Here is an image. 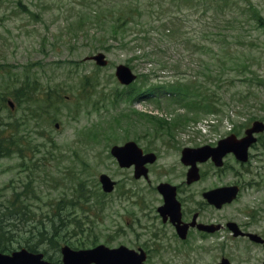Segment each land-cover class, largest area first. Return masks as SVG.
Returning <instances> with one entry per match:
<instances>
[{
	"label": "rangeland",
	"instance_id": "obj_1",
	"mask_svg": "<svg viewBox=\"0 0 264 264\" xmlns=\"http://www.w3.org/2000/svg\"><path fill=\"white\" fill-rule=\"evenodd\" d=\"M209 1L102 0L104 10L105 2L127 9L129 20L121 23L116 40L109 20L78 22L79 10L100 13L99 0H0V129L13 123L21 130L14 151L0 159V213H6L9 228L2 246L32 245L56 261L65 244L150 245L157 242L152 233L164 229L168 240L163 243L172 247L162 261L148 264H216L223 254L233 264H262L264 248L239 238H229V251L223 253L183 249L156 214L163 203L160 181L179 184L184 195L241 180L240 196L216 213L264 233V132L257 134L248 163L230 154L224 168L203 163L200 183H184L183 147L216 145L232 133L244 134L255 120L264 121V0H251L248 11L245 0H214L213 6ZM224 6L225 14L217 17L213 11ZM233 16L237 20L228 21ZM99 51L106 54V66L86 59ZM122 63L139 74L135 89L116 77ZM26 78L31 87L37 81L55 98L61 95L35 123L25 118L26 99L16 96ZM179 79L190 89L214 94L215 110L195 112L163 87L145 89ZM134 139L158 154L145 162L147 176H136L133 166L121 167L111 153L112 146ZM50 141L57 144L55 151ZM101 173L117 182L113 191H103Z\"/></svg>",
	"mask_w": 264,
	"mask_h": 264
},
{
	"label": "water",
	"instance_id": "obj_2",
	"mask_svg": "<svg viewBox=\"0 0 264 264\" xmlns=\"http://www.w3.org/2000/svg\"><path fill=\"white\" fill-rule=\"evenodd\" d=\"M99 65H106L107 60L104 53H98L93 56ZM117 77L122 83L129 84L135 78L131 68L125 64L117 66ZM58 125V124H57ZM264 130V123L262 121H255L253 125L246 130V136L241 139L231 135L227 138L221 139L217 147L204 146L200 148H185L183 150V161L185 163H192L193 168L190 169L188 181H193L198 178L197 168L195 164L198 160L204 161L209 156H212L217 165L222 164L223 156L233 151L241 160H247L248 147L256 140L253 135L255 132ZM112 153L118 158L122 166H130L136 164V176L142 173L146 175L145 162L153 161L155 157L152 155L143 156L141 150L137 147L135 142H128L125 147L113 146ZM148 157V158H147ZM100 181L105 191H112L115 182L103 173L100 175ZM159 189L165 196V204L159 208L161 214L167 217L169 214L173 222L180 221V203L175 199V188L170 184L163 183L159 185ZM208 198L217 204L226 201H231L237 195V187L229 186L212 190L208 194ZM232 224V223H231ZM237 231V225H233ZM178 231L181 236L185 235L186 227L178 225ZM238 233V231H237ZM254 239H259L258 235L251 234ZM264 241V240H263ZM64 264H90L96 262L98 264H143L144 253H138L126 246L118 248H110L104 244H100L90 249H72L69 245L62 247ZM0 264H55L51 261L43 259V253L31 252L26 248L15 252L13 255L0 253ZM221 264H229L227 260H223Z\"/></svg>",
	"mask_w": 264,
	"mask_h": 264
},
{
	"label": "flooded vegetation",
	"instance_id": "obj_3",
	"mask_svg": "<svg viewBox=\"0 0 264 264\" xmlns=\"http://www.w3.org/2000/svg\"><path fill=\"white\" fill-rule=\"evenodd\" d=\"M193 147H197V146H193ZM143 150L145 153L155 152L157 154V152L154 149H151L150 146L148 147L144 146ZM203 163H210L214 166L211 160H207L206 162H203ZM203 163L201 162L197 163L198 170H199V172L197 173L198 179L193 180V181H185L184 183H187L188 185L200 183L202 179V175H203L200 165ZM184 165L186 166L187 171H188V169L190 168L189 165H186L185 163ZM215 168L217 169V167ZM161 182L162 181H160V183ZM182 183L183 182H181L180 184ZM171 184L174 185V188L176 190L177 199L180 202L181 220L176 223H172L170 220L164 221L162 218L161 219H162V223L168 225L171 229L174 230L175 232L174 236L175 235L178 236L177 225H180L181 227H186L185 237L181 238L178 236V238H180V243L183 249L195 248L207 254L214 253L217 250L223 253L224 251H229L230 245L232 243L231 241L228 242L229 238L231 240H236V238H239L247 243H252L259 247L264 248V243L252 239L250 235V233H257L260 236L264 237V233L258 232L256 229H254L253 224H246L244 225V228H241V226L238 224L240 228L242 229V231H240L239 235H236L235 232L228 225V222H231L234 220H231V219L229 220L226 216L220 217L216 213L217 210L224 209L228 205L234 203L232 201V202L224 203L220 206H217L216 203L211 202L207 194L218 186H210L207 188H203L201 190H197L198 191L197 194H192L189 191V193H186L183 195L181 191L182 186H180L177 183H171ZM229 184L238 185L239 193H241L244 188V184L242 183L241 180L238 182H232ZM160 199L164 203V197L162 195ZM163 203L157 206V209H156L157 215H160L159 208L160 206L163 205ZM222 220H224V222H221ZM161 231L162 233H160ZM152 237H153V241L157 237V242H154L153 244H150V245H131V246L126 245L131 249H136V250L142 249L145 253L144 254L145 264H148L151 260H154L155 258L158 259L159 261H162V254L166 252L169 249V247H172L171 246L172 244L165 246L163 243L164 242L163 240H168L167 233H165L164 229L155 231L154 233H152ZM97 245L98 244L91 246L90 248L95 247ZM120 245H125V244H120ZM175 245H176V241H175ZM118 246H115V247H118ZM16 249H13V250L6 249L5 250L3 248H0V251H3L8 254H12V252ZM224 258H227L230 261V263L233 264V260L229 255L227 254L220 255L219 259L222 260ZM57 264H63V263L57 262ZM92 264H97V263H92ZM216 264H219L218 260Z\"/></svg>",
	"mask_w": 264,
	"mask_h": 264
},
{
	"label": "trees",
	"instance_id": "obj_4",
	"mask_svg": "<svg viewBox=\"0 0 264 264\" xmlns=\"http://www.w3.org/2000/svg\"><path fill=\"white\" fill-rule=\"evenodd\" d=\"M218 1H220V2L224 1V3L227 2L226 0H218ZM245 1H246L245 9H246V11H248L251 6H254V4L252 3L251 0H245ZM90 2H89V4H90ZM94 2H95V0H94ZM101 2H102V0H99V3L97 5V7L100 10V13L95 15V16H91L89 14L85 15L83 11L79 10V12H81L82 14L78 17V22L81 25L86 26V25L97 24V23H103L104 24L107 22V20H109L110 25L112 27L116 28L115 32L111 31L110 36L115 38L116 40H118V35H119V30L121 28V26H120L121 23L129 20V17L127 15V9L125 10L126 7L124 6L123 9L115 10V8L112 5L107 4V2H109V1H107V2H105L106 4L103 3V5L107 8V10H104L101 6H99V5H102V4H100ZM214 2H215L214 0H210L208 3H210L211 6H213L215 4ZM232 4H235V1ZM229 5H231L230 2L226 6H229ZM223 8H224L223 10L213 11V13L215 15H217V17L225 14L226 8H225V6ZM253 15L255 17L258 16L257 19L261 20V16L258 13V11L253 12ZM214 18H215V16H214ZM222 19L223 18H221L220 21H222ZM230 20L236 21L237 19L233 16L228 21H230ZM114 23L117 24L119 27L116 26ZM175 25H176V23H175ZM220 26H222V24ZM172 30H173V28H172ZM177 31H179V30H177ZM137 57H138V55L135 54L132 56V59H136ZM144 76H145V74H144ZM28 80H30V79L26 78L20 84V86L16 90V96L19 100L20 99H26V101L29 105L26 109L25 118L27 120L33 119L34 123H35L37 118L42 116L47 110H49L50 108L53 107L55 101L57 100V98L61 97V95H58L57 98H55L51 89L48 88V89L42 90L41 88L38 87L37 81L33 84L34 87H31L30 84L27 82ZM146 81H148V79L145 80V82H144L145 85L147 84ZM47 85L50 88L52 87L50 84H47ZM156 86H160V87H163L164 89H167L168 92L170 94H172V96H173L172 98L174 100L181 102L182 104L186 105L187 107L193 109L195 112H197L199 109L207 110V111L212 110V109L215 110V95L214 94L209 93L207 90H203V89L198 91L197 87H194L195 90H193L191 87V89H192V91H191V89L189 87L185 86V84H183L182 80H180V79L175 84H172L171 86L170 85H162V84H151V85H149L147 90L150 89L152 91H155ZM197 93H201V94L198 95ZM192 94L194 96H196V97H194V99H191L189 97V95H192ZM0 98H3V93L1 91H0ZM6 99H7V96L4 95V103H5ZM182 121H183V119L180 118L179 123L183 124ZM158 122L162 123L163 121L158 120ZM165 123H166V121H165ZM174 123H177V122H174ZM7 125L9 126L7 129H5V130L0 129V159L3 157L9 156L14 151L13 145H12V143L14 142V137L21 132L19 124L13 125V123H8ZM50 142L52 144V148L56 150V148L58 147L56 145V143L54 141H50ZM52 154L55 155L54 152H52ZM59 161H61V159ZM32 187L33 186L30 183L25 184L26 190H30ZM5 214H6L5 212H3L2 214L0 213V246L3 244V242H4L3 239L5 237H7V234L9 232V228H7L5 226L6 223H5V219L3 217ZM17 214L18 213H15L13 215H17ZM23 214L24 213H20V216L18 218L21 219ZM36 227L39 228V226H36ZM44 232H46V231H44ZM44 232H43V234H44ZM41 234H42V231H41ZM29 248L35 250V248L32 245H30Z\"/></svg>",
	"mask_w": 264,
	"mask_h": 264
}]
</instances>
